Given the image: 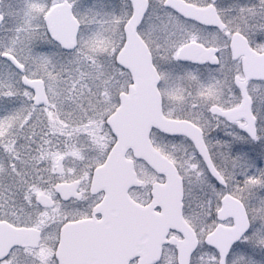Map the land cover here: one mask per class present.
Instances as JSON below:
<instances>
[{"label": "snow or ice", "instance_id": "obj_1", "mask_svg": "<svg viewBox=\"0 0 264 264\" xmlns=\"http://www.w3.org/2000/svg\"><path fill=\"white\" fill-rule=\"evenodd\" d=\"M0 264H264V0H0Z\"/></svg>", "mask_w": 264, "mask_h": 264}]
</instances>
